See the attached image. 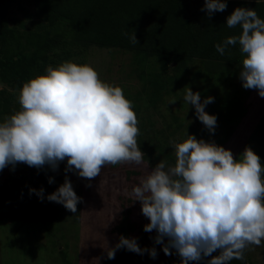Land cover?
<instances>
[{"label":"clouds","instance_id":"9594fccd","mask_svg":"<svg viewBox=\"0 0 264 264\" xmlns=\"http://www.w3.org/2000/svg\"><path fill=\"white\" fill-rule=\"evenodd\" d=\"M226 9L227 0H204L201 11L211 18ZM226 26H239L240 34L217 43L216 51L223 56L238 44L242 87L264 98V19L255 9L237 7L226 18ZM129 39L133 45L139 43L134 31ZM184 89V103L191 104L199 121L214 133L217 117L205 111L214 97L201 100L199 92L188 86ZM175 102L173 98L168 104ZM18 103L20 110L0 122V171L9 165L14 170L18 163L37 169L47 165L57 171L66 160V173L74 171L91 180L106 165L144 162L133 102L120 86L103 81L90 64L65 61L48 66L45 74L23 83ZM169 144L175 150V163L160 160L131 190L149 220L143 230H155L154 244L162 245L165 255H172L174 249L181 264L205 257H211L207 264L243 261L249 246H261L264 241V164L260 156L246 146L236 158L231 150L188 134L182 142L170 140ZM30 192L43 199V188ZM47 199L74 214L82 203L67 175ZM122 248L140 255L147 252L152 259L158 255L155 247L141 248L137 238L121 235L108 248L107 258L114 259Z\"/></svg>","mask_w":264,"mask_h":264},{"label":"trees","instance_id":"16d2710c","mask_svg":"<svg viewBox=\"0 0 264 264\" xmlns=\"http://www.w3.org/2000/svg\"><path fill=\"white\" fill-rule=\"evenodd\" d=\"M14 1L0 0V80L3 83L21 89L29 79L45 74L48 66L71 61L92 46L113 48L133 54L132 62L143 83L141 92L153 104L163 94L173 92L175 84L184 82L180 75L188 74V65L195 58L208 65L207 78L224 77L232 73L235 65L242 64L238 44L231 46L223 56L215 48L226 37L240 34L239 26H226V18L235 8L255 9L264 19V0H227V9L215 12L211 18L206 11H201L204 0H28L31 7H24L22 12L31 25L24 28L25 22L19 19L18 24H11L9 10ZM133 31L139 41L137 45L129 39ZM155 63L160 68H156ZM2 92L0 90V116L10 117L20 110V105L12 106L8 98L2 101ZM236 105L230 98H226L223 105L218 103L215 113H220L223 120H218L217 124L224 125V119L234 113ZM250 140L256 144L255 153L264 164V114ZM29 175L25 182H0V207L6 208L10 220L37 223L67 218L80 220L82 185H72L82 198L74 214L62 204L47 199L64 183L67 173L58 177L44 166L42 169L29 167ZM49 178L54 182L49 183ZM41 188L43 199L30 192V189L39 191ZM118 231L120 236H129L123 222ZM172 252L171 260L165 264H181L179 255L174 249ZM61 253L65 263L71 264L65 253ZM244 256L243 261L233 259L229 264H247V249ZM210 258L189 264H207ZM113 261L116 258L107 259L103 264Z\"/></svg>","mask_w":264,"mask_h":264},{"label":"rangeland","instance_id":"374dc122","mask_svg":"<svg viewBox=\"0 0 264 264\" xmlns=\"http://www.w3.org/2000/svg\"><path fill=\"white\" fill-rule=\"evenodd\" d=\"M24 7H31L28 0L14 1L9 10L11 24H18L19 19L25 22L24 28L31 25L23 15ZM132 60L133 54L129 51L92 46L71 61L90 64L103 81L120 86L125 97L133 102L140 129L137 140L145 154L144 162L140 165H106L100 176L91 180L79 177L74 171L67 172L73 186L84 187L79 221L73 218L48 223L13 221L8 218L6 208L0 207V264H66L61 252L71 264H103L108 259V248L114 247L119 240L118 226L121 222L127 227L128 238H137L141 248L155 247L158 255L152 259L147 252L140 255L122 248L116 251V261L110 264H165L171 260V255L164 254L162 245L154 244L155 230H143L149 220L142 214L140 202L134 201L131 190L160 160L175 163V150L169 141L182 142L188 134L195 135L198 140L215 142L231 150L234 157L240 155L246 146L256 151L250 135L264 114V98L256 90L242 87L239 79L242 64L235 65L232 73L224 77L207 78L208 65L195 58L188 65V74L180 75L184 82L175 84L173 92L163 94L153 104L141 92L143 83ZM157 64L155 67L160 68ZM185 86L199 92L201 100L214 97V102L208 104L205 111L215 115L217 122L223 120L220 113H215L218 103L223 105L225 99L230 98L237 103V109L230 113L227 108L230 114L224 119V125L218 123L214 133H210L196 117L195 108L184 103ZM0 90L3 91L2 101L8 98L12 106L18 103L20 89L0 80ZM173 98L176 102L168 104ZM5 118L7 115L0 116V122ZM66 164V160L60 162L57 171L45 166L60 177L66 173ZM29 178V167L24 163H18L14 170L9 165L0 171V182H25ZM246 257L247 264H264V241L261 246H249Z\"/></svg>","mask_w":264,"mask_h":264}]
</instances>
